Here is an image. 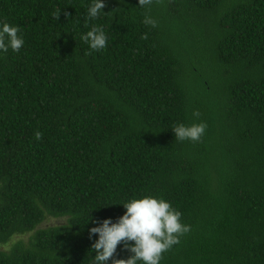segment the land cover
I'll return each mask as SVG.
<instances>
[{
	"label": "trees",
	"instance_id": "1",
	"mask_svg": "<svg viewBox=\"0 0 264 264\" xmlns=\"http://www.w3.org/2000/svg\"><path fill=\"white\" fill-rule=\"evenodd\" d=\"M91 2L0 0L25 40L0 54V264H90L94 220L146 194L190 225L161 264H264V0H106L86 26Z\"/></svg>",
	"mask_w": 264,
	"mask_h": 264
},
{
	"label": "clouds",
	"instance_id": "2",
	"mask_svg": "<svg viewBox=\"0 0 264 264\" xmlns=\"http://www.w3.org/2000/svg\"><path fill=\"white\" fill-rule=\"evenodd\" d=\"M151 3L152 0H139L141 7ZM105 6L106 0H92L87 7L86 26L89 21L107 14ZM144 23L156 27L157 22L146 15ZM81 39L94 52L108 46V35L102 25L93 24ZM24 44L19 25L0 22V54L7 53L9 49L19 53ZM192 115L198 119L200 112L195 110ZM206 128V122L201 120L191 125L179 123L172 130L177 140L199 141ZM41 135L37 131L35 138L40 139ZM121 204L126 211L115 221L111 217L94 220L89 235L93 238L98 234V239H94L92 244L95 255L90 264H161L164 253L190 231V225L182 222V213L163 196H133ZM121 243L132 253L127 259L114 258Z\"/></svg>",
	"mask_w": 264,
	"mask_h": 264
},
{
	"label": "rangeland",
	"instance_id": "3",
	"mask_svg": "<svg viewBox=\"0 0 264 264\" xmlns=\"http://www.w3.org/2000/svg\"><path fill=\"white\" fill-rule=\"evenodd\" d=\"M196 59L199 60V62H202V63L204 62V57L202 55H199L198 57H196ZM65 221H66V217H60V218L50 217L46 219L44 222H42L40 224V227H45L48 225H57V224L64 223ZM28 237H29V234H25L23 235V237L16 235L13 242H15L18 238L27 239ZM4 247L7 248L8 245H5Z\"/></svg>",
	"mask_w": 264,
	"mask_h": 264
}]
</instances>
